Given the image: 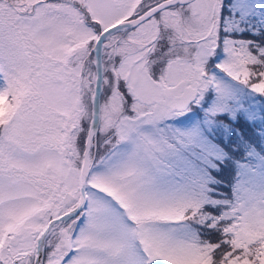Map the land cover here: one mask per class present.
Listing matches in <instances>:
<instances>
[{"label":"snow or ice","instance_id":"6c2138e0","mask_svg":"<svg viewBox=\"0 0 264 264\" xmlns=\"http://www.w3.org/2000/svg\"><path fill=\"white\" fill-rule=\"evenodd\" d=\"M0 264H264V0H0Z\"/></svg>","mask_w":264,"mask_h":264}]
</instances>
